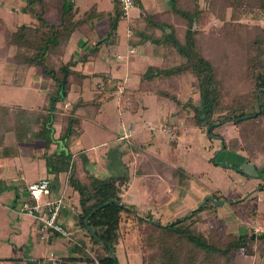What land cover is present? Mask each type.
Instances as JSON below:
<instances>
[{"label": "trees", "instance_id": "1", "mask_svg": "<svg viewBox=\"0 0 264 264\" xmlns=\"http://www.w3.org/2000/svg\"><path fill=\"white\" fill-rule=\"evenodd\" d=\"M132 1L136 6L139 0ZM113 2L118 6L117 0ZM35 17L37 24L33 28L20 26L10 30L0 23V60L6 57L7 48L13 44V64L38 69L52 88L45 94V105L40 109L0 106V157H15L18 154L15 147L11 149L5 146L8 134L13 136L16 145L42 144L43 149L51 146L62 148L60 154L54 153L59 158L57 166L51 165L42 155L47 161V172L65 173L67 186L77 195L78 227L89 238L90 247L100 248L102 256L98 258L92 255L82 243L72 244L73 253L88 264H94V261L97 264H117L114 247L121 239L122 222H134L136 225L141 264H234L237 254H252L253 243L264 244L263 217L258 220L261 231L257 234H227L221 219L206 231H201L202 222L197 219V214L207 207L209 201L222 199L220 196L210 197L203 205L195 206L165 224L157 223L148 216L141 218L132 205L121 200L122 190L128 183L127 177L109 175L97 178L87 170L88 159L83 152L75 155L65 153L68 144L81 133V118L76 111L86 109L97 114L100 107L113 98L112 93L116 88L106 85L108 76L99 75L102 80L101 92L92 100L82 101L78 98L65 112L58 105L67 100L73 86L80 87L86 78V75L75 70L77 63L85 62L88 57H96L102 43L110 41L111 45H116V29L123 13L119 8L113 13L90 9L79 14L66 3L60 7L48 6ZM212 18L220 21L221 26L208 32L206 37L210 51L206 52L201 39H205V22ZM242 19H260L264 23V0H202L201 6L197 0H167V7L163 11L151 16L139 13L127 23V30L135 39L134 46L157 48L161 50L162 58L146 65L137 74L134 85L124 89L121 94L128 93L133 99L152 95L178 105L176 95L170 88L178 77L190 75L195 81L197 101L194 105L185 103V106L191 109V124L198 128L205 127L207 135L212 127L224 123L239 127L264 120V27L254 25L250 28ZM102 20L106 21L107 26L101 43H91L89 52H85L81 59L64 61L62 57L70 34L77 31L85 38L94 30L95 23ZM212 33L214 37H211ZM219 44L224 47L225 53L236 50L234 56L242 59L243 66L238 74L243 93H233L232 87L230 92L227 91L225 82L233 73L230 64L234 62L229 55L219 51ZM171 52L181 62L167 66L172 60L167 58ZM55 123L58 124L56 137ZM218 139L222 151H238L236 140L224 143L222 138ZM148 146L149 143L142 144L134 150H144ZM147 163L143 161L138 164V175L169 173L172 175L170 183L176 181L178 172L164 168L156 160ZM261 176L264 181V169ZM249 212L254 215L252 211Z\"/></svg>", "mask_w": 264, "mask_h": 264}, {"label": "rangeland", "instance_id": "2", "mask_svg": "<svg viewBox=\"0 0 264 264\" xmlns=\"http://www.w3.org/2000/svg\"><path fill=\"white\" fill-rule=\"evenodd\" d=\"M66 3L70 4L71 8L77 10L79 14L90 9L109 13L119 9L113 0H71V2L62 0V4ZM197 3L201 6V0H197ZM163 5L164 2H161V0H139L136 6L126 12L127 18H122L117 26V45H111L110 41L102 43V54L107 61L106 63H100L101 66L95 62V70L110 72L114 77L109 84L114 85L116 88L112 93L113 98L102 105L100 115L94 120L86 118L92 115V110H78L79 112L81 110L80 114L85 117L81 120V133L72 139L64 151L72 155L83 152L89 158L92 155L104 156L100 161L104 164L105 167L103 168L106 171L109 170L113 176L127 177L128 183L122 190L121 200L125 204L132 205L137 212V216L141 218L148 216L157 223L165 224L181 217L191 208L203 205L205 201L210 200V197L215 196H220L222 199L208 202L207 207L202 210L205 211V217H207L209 208H214L216 211L221 208L226 212H236L237 214H244L243 209L252 208L264 214V187H262L264 181L261 176V171L264 169V120H257L239 127L231 123H224L212 127L209 135H207L205 127L198 128L191 124L192 112L188 106H185V103L194 105L197 101V94L194 89L195 81L190 75L178 77L176 83L170 88V91L176 95L178 105L167 99L152 95L144 96L141 99H133L128 93L121 94L124 89L131 88L134 85L137 74L142 72L149 62L162 57V53L158 52L160 50L153 49L154 57L149 54V57L143 58V56L141 57L143 48L138 46L135 49V54H127L129 47L134 46L133 43L135 42L133 37L125 38L128 18L136 17L139 13L151 16L162 11L164 9ZM0 16L9 25L18 21L17 17L9 16L6 13H2ZM242 20L250 28L254 25L264 27V23L260 19ZM106 26L105 20L95 23V29L90 32L93 34H91L93 41L89 39L90 43L79 52L77 51L78 47H76L74 54L70 53L73 48L69 47L62 57L63 60L81 59L85 52H89L88 46L91 43L94 41L101 43V39L105 36ZM220 26L221 22L214 18L205 22L204 30L202 29L205 32V39L202 38L201 41L203 46L205 44L206 52L210 51V43L206 37L208 32L212 29L217 30ZM76 33L79 32L76 31ZM212 34L211 37H214V33ZM215 47L217 48V45ZM219 51L229 55L228 57L232 58L234 62L230 64L233 67V73L230 72L232 74L225 82L227 91L230 92L232 87L234 89L233 93L240 91L243 93L241 77L238 74L239 68L243 66L242 59L234 56L236 50L225 53L224 47L220 44ZM115 55H120L123 58L114 60ZM167 58L172 59L167 66L181 62V59L174 52H171V56ZM85 61H87V58ZM37 72L39 73L38 69ZM16 78L17 76L13 75L11 81ZM95 88L99 91V87ZM13 93L17 95L14 94L15 96H13ZM29 95L33 98H30ZM0 104L41 108L43 96L38 94L32 87L18 91L12 87L0 86ZM58 107L64 112L70 109L69 105L67 108L63 105ZM76 115L81 118L78 114ZM167 129H170L174 137L171 135L170 137L169 133L167 134ZM119 135L121 137L125 135L126 137L122 141H117ZM219 137L222 138L224 143L236 140L238 151L235 153L222 151ZM6 138L5 142L8 143L13 140L11 134H8ZM147 143H149V146L144 150L141 148L139 151L134 150L137 146ZM121 148H124L123 152L119 150ZM61 149L60 147L47 149L42 147L38 151L34 150L33 153L20 152L19 156L16 155L17 158L12 159V162L23 172V182H31L43 177L44 172H46L47 175L44 176L50 180L54 179L56 183V179H63L65 173L59 175L48 173L47 161L42 158V155L46 156L51 165L57 166L56 161L59 158L54 153L60 154ZM108 150L109 152H107ZM30 155H33V157ZM141 159L142 162L148 161L147 164H151L152 160L159 161L164 168L178 172L176 181L170 183L172 175L169 173L157 176L151 175L149 178L138 175L136 167ZM155 182L159 183L158 186ZM259 184L260 186H258ZM0 190H4L1 184ZM4 193L0 197V245L7 243L6 238L14 241V243L24 240L27 237V235L25 237V232L29 233L33 221L31 218H26L25 215L21 216L23 224L20 225V231L10 230L9 219L14 216L3 209L2 205L5 206L6 204V193ZM247 196H254V198L244 201ZM158 197L165 199L159 202ZM237 200L238 202L235 203ZM215 202H221V204L215 205ZM218 213L215 217L208 216L205 218L202 229L200 226L201 231H206L209 228L208 226L215 225L216 220L222 214L221 212ZM125 224L126 222H122L120 227L121 239L124 235L126 236L114 247V254L117 264H136L139 244L137 228L133 222V224L130 223V229L126 230L124 228ZM74 236H77L78 240L89 248L92 255L101 258L100 248L90 247L87 236L81 235L80 232ZM25 243L23 247L25 252H31L30 254L34 257L43 256L42 246H37L36 251L32 252L29 251L30 248L32 249V243L29 242L28 237ZM46 252L47 254L51 253L54 259L58 257L54 251L48 250ZM239 259L241 257H238L236 262ZM259 262L264 264L263 259Z\"/></svg>", "mask_w": 264, "mask_h": 264}, {"label": "crops", "instance_id": "3", "mask_svg": "<svg viewBox=\"0 0 264 264\" xmlns=\"http://www.w3.org/2000/svg\"><path fill=\"white\" fill-rule=\"evenodd\" d=\"M161 2H164L163 10H165L167 7V0L166 1L161 0ZM61 5H62V0H39V1H34V2L33 1L28 2V0H0V15H2V13H6L9 16L11 15V16H15L18 18L17 22H12L11 25H9L8 23L5 22L2 16H0V23H3L10 30H15L16 28L20 26H26V27L33 28L37 24V20L35 17L37 13L45 10V8L48 6L51 8V7H60ZM126 12L123 14V18H127ZM133 18L135 17H129L128 21L132 20ZM126 31L127 33L125 35V38L126 39L131 38L132 37L131 33L128 30ZM91 34L92 33H88L85 36V38H82L79 33H76V31H73L70 34L68 45L65 51H67L69 47L73 48L72 49L73 51H70L71 54H74L76 52V49H77L76 47H78V50H77L78 52L80 50H83L86 47V45L90 43L89 39L93 41L92 40L93 34L92 35ZM116 45H117V42H116ZM136 47L137 46H132V47H129V49L134 48L133 50L135 54L136 53L135 49H137ZM155 49L157 50V48ZM152 50H153L152 48L143 49L141 53L142 54L141 57L143 56V58H146V57H149L150 55L153 56ZM14 52H15V46L12 44L7 48L6 57L3 60H0V64L3 65V66L0 65V86L12 87L18 91H20L21 89L27 90V88L32 87L34 88L35 91H37L38 94H41L43 96V105H42L43 107L45 105V94L49 92L52 88L51 83L47 80V78L41 76L37 72V69L26 68L22 66L16 67V65H14L12 62V55L14 54ZM102 52L103 51L100 49L96 57L87 58V61H85V63H77V65L75 66V70L80 71L82 74L86 75V78L82 81V85L80 87L78 86L72 87L67 100L64 101L62 104H59L58 106L63 105V106H66L67 108L68 105L69 106L71 105V102L76 101L78 98L81 99L82 101L92 100L97 95V93L99 94L101 92L100 85L102 84V80L99 75L108 76L109 80L106 85L110 84V81L114 78L112 77L110 72L95 70V62H97L100 65V63H106L107 61L104 59L103 57L104 55L102 54ZM158 52L162 53L161 50ZM157 60H161V59H157ZM157 60H153V61H157ZM13 75L17 76V78L14 81H11V77ZM95 87H99L98 90L100 92L97 91ZM14 94L16 93H13V96H15ZM30 98H33V96H30ZM0 106H4V105L0 104ZM7 107H19V108L28 109V110L40 109V107L26 108V107H21L17 105H10ZM101 107L99 111L97 112V114L92 113L90 117H86V118H91L94 120L96 117L100 115ZM80 112L77 110L76 114H78L82 120L85 117H83V114H80ZM54 128H55V137H56L57 132H58L57 123H55ZM6 137H5V140H7ZM124 139H125V135L122 137L120 135L117 136V141H122ZM5 146L11 149L15 147V149L18 151V154H17L18 156L20 152L33 153L34 150L38 151L39 149L43 147L42 144H31V145L17 144L16 145L14 143V140L10 141L9 143L5 142ZM49 148H52V146ZM119 150L123 152L124 148H121ZM107 152H109V150ZM104 154L106 155V153ZM18 156L6 157V158L0 157V184L1 186L4 187L3 191L0 190V197L3 195V192L6 193L5 195L6 204L5 206L4 205L2 206L5 211L9 212L10 214L14 216L12 219L11 218L9 219L10 227H11L10 230L12 231L17 230V232H19L20 231L19 228H21L20 225L23 224L21 216H24V215L20 213V207H21V203L25 201L27 197L26 189H25L26 185L31 182H35L41 179H47L50 183L49 184V195L46 197H42L41 201H48V200H54V199L62 200V202L65 205V208L60 212L57 218V221L61 226H63L66 229V231H68L69 241L63 238H59L57 235H54V234H49L45 236L38 235L35 230V224L32 221L31 222L32 224L30 225L31 228L29 230L30 234L25 232V237L27 235V237L29 238V242L32 243V249L30 248L29 251H32V252L36 251L37 246L38 247L42 246L43 256L40 257L41 256L40 255V256L34 257L30 254L31 252H25L23 250V247L26 244L25 242L27 241V237L21 242H15V243L9 238H6V239L4 238L7 243H3V245H0V264H35L34 262H32V260H39L49 255L46 252L48 250L54 251V253H56V255L58 256V257L55 256L56 264H88L82 261L81 258L77 254L71 251L72 244L81 243L78 240L77 236L75 237L74 235L80 232L81 235L85 236V233L83 230H81L78 227V224H77L78 223L77 222V215H78L77 195L73 193L71 189L67 186L66 176L63 179H60V178L56 179V183H55L54 179L50 180L47 177H45L44 175H47V173L44 172L43 177H40L31 182H23L24 181L23 172L17 165H15L12 162V159L17 158ZM30 156L33 157V155H30ZM103 158L104 156L102 155L100 156L92 155V157L90 158L87 157L88 159L87 170L89 171L91 175L97 178H104L106 176L111 175L109 170L106 171V169L103 168L105 166L100 161V159H103ZM140 162H142V159L139 161V163ZM140 176L149 178V176L151 175H140ZM158 184L159 183H157L156 185L158 186ZM258 186H260V184ZM121 197H122V193H121ZM253 198L254 196L252 197L247 196L244 198V201H248ZM158 199H159V202H162L165 198L163 199L162 197H158ZM249 211H252L254 215H251ZM218 212L222 213L219 216V219H221L224 222L225 232L227 234L237 236V235H244V234H251V233L257 234L258 232L261 231V225L259 224L258 220L261 217H263V220H264V214L261 212H257L255 209L246 208V209H243L244 214H237L236 212H233V213L226 212L225 210L221 208L218 209V211H216V209L214 208H209V211H207V217L208 216L215 217V215ZM207 217H205V211H201L200 213L197 214L198 220L202 222L200 225L201 229H202V225L205 224V218ZM26 218H30V217L26 216ZM130 226L131 224L128 222L124 225V228L127 230V229H130ZM125 236L126 235H124V237ZM124 237L120 239L119 242L124 240ZM33 244L35 245L33 246ZM55 251H58V252H55ZM252 251L253 252L251 255L237 254L234 258V264H260L259 260H262V259L264 260V244L253 243ZM238 257H241V259L237 260L236 262V259ZM136 264H141L139 253H137L136 255Z\"/></svg>", "mask_w": 264, "mask_h": 264}, {"label": "built area", "instance_id": "4", "mask_svg": "<svg viewBox=\"0 0 264 264\" xmlns=\"http://www.w3.org/2000/svg\"><path fill=\"white\" fill-rule=\"evenodd\" d=\"M117 3L123 14L133 7L132 0H117ZM127 54H134V50L129 49ZM122 58L120 55L114 56V60H121ZM166 132L167 134L169 133V136L174 137L170 129H167ZM49 184L47 179H41L27 184L25 188L27 197L21 203L20 213L33 220L38 235L45 236L54 234L69 241L68 231L57 221L60 212L65 208L62 200L41 201L42 197L49 195ZM32 262L35 264H56V259H54L53 255L49 254L42 259L32 260ZM94 264H97V262L94 261Z\"/></svg>", "mask_w": 264, "mask_h": 264}, {"label": "water", "instance_id": "5", "mask_svg": "<svg viewBox=\"0 0 264 264\" xmlns=\"http://www.w3.org/2000/svg\"><path fill=\"white\" fill-rule=\"evenodd\" d=\"M68 1H70V0H68ZM205 202H206V201H205ZM205 202H204V203H205ZM214 204H215V205H219V204H221V202H217V203L215 202ZM154 224H156V223H154ZM112 257H114V255H112Z\"/></svg>", "mask_w": 264, "mask_h": 264}]
</instances>
